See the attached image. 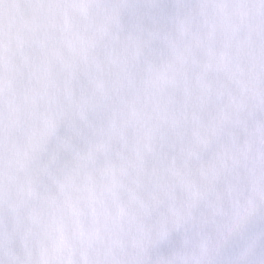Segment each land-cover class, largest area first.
I'll use <instances>...</instances> for the list:
<instances>
[{"label": "snow or ice", "instance_id": "1", "mask_svg": "<svg viewBox=\"0 0 264 264\" xmlns=\"http://www.w3.org/2000/svg\"><path fill=\"white\" fill-rule=\"evenodd\" d=\"M0 264H264V0H0Z\"/></svg>", "mask_w": 264, "mask_h": 264}]
</instances>
